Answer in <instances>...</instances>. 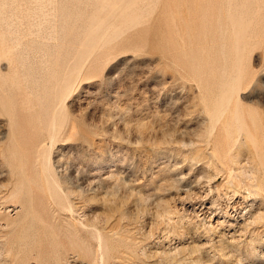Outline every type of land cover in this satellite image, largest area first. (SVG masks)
Returning <instances> with one entry per match:
<instances>
[{
	"label": "rangeland",
	"instance_id": "1",
	"mask_svg": "<svg viewBox=\"0 0 264 264\" xmlns=\"http://www.w3.org/2000/svg\"><path fill=\"white\" fill-rule=\"evenodd\" d=\"M0 262L264 264V0H0Z\"/></svg>",
	"mask_w": 264,
	"mask_h": 264
},
{
	"label": "bare ground",
	"instance_id": "2",
	"mask_svg": "<svg viewBox=\"0 0 264 264\" xmlns=\"http://www.w3.org/2000/svg\"><path fill=\"white\" fill-rule=\"evenodd\" d=\"M68 88H69V86H68ZM67 90H68V89H67ZM67 90H66V91H67ZM67 94H68V93H67ZM65 96H66V95H65ZM65 96H64V97H65ZM64 97H63V98H64ZM45 161H46V160H45ZM45 165H46V162H45ZM45 165H44V166H45ZM44 166H43V167H44ZM44 168H47V167H44ZM42 170H44V169H42ZM45 174H46V173H45ZM49 178H50V177H49ZM49 196H51V195H49ZM52 199H53V198H51V200H52ZM54 201H55V199L53 200V202H54ZM55 203H56V202H55ZM51 204H52V203H51ZM58 204H59V203H58ZM58 204L56 203V205H58ZM68 204H69V203H68ZM54 205H55V204H54ZM56 207H57V206H56ZM59 207H60V206H59ZM59 207H58V208H59ZM60 208H61V207H60ZM62 208H63V206H62ZM62 208H61V209H62ZM61 209H60V210H61ZM58 210H59V209H58ZM60 210H59V211H60ZM99 246H100V245H99ZM100 249H101V248H100ZM0 264H1V262H0Z\"/></svg>",
	"mask_w": 264,
	"mask_h": 264
}]
</instances>
